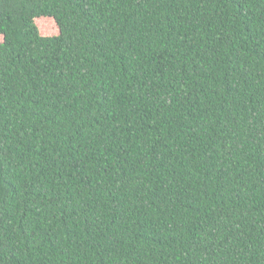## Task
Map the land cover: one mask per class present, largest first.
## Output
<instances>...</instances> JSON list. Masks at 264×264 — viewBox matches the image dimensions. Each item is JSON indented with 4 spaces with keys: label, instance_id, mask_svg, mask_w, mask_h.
Segmentation results:
<instances>
[{
    "label": "trees",
    "instance_id": "obj_1",
    "mask_svg": "<svg viewBox=\"0 0 264 264\" xmlns=\"http://www.w3.org/2000/svg\"><path fill=\"white\" fill-rule=\"evenodd\" d=\"M0 264H264V0H0Z\"/></svg>",
    "mask_w": 264,
    "mask_h": 264
},
{
    "label": "rangeland",
    "instance_id": "obj_2",
    "mask_svg": "<svg viewBox=\"0 0 264 264\" xmlns=\"http://www.w3.org/2000/svg\"><path fill=\"white\" fill-rule=\"evenodd\" d=\"M39 29L42 35L44 36H53L56 35L57 29L54 25V21L51 19H43L39 21Z\"/></svg>",
    "mask_w": 264,
    "mask_h": 264
}]
</instances>
